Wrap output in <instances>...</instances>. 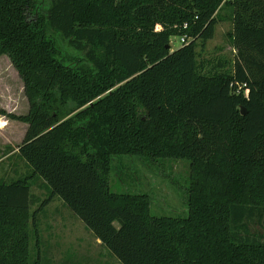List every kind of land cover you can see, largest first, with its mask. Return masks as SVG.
<instances>
[{
  "label": "trees",
  "instance_id": "obj_1",
  "mask_svg": "<svg viewBox=\"0 0 264 264\" xmlns=\"http://www.w3.org/2000/svg\"><path fill=\"white\" fill-rule=\"evenodd\" d=\"M223 20L230 68L197 59ZM1 57L30 173L0 182V264H49L29 250L37 182L119 264H264V0H0ZM118 157L188 162L185 216L111 192Z\"/></svg>",
  "mask_w": 264,
  "mask_h": 264
},
{
  "label": "rangeland",
  "instance_id": "obj_2",
  "mask_svg": "<svg viewBox=\"0 0 264 264\" xmlns=\"http://www.w3.org/2000/svg\"><path fill=\"white\" fill-rule=\"evenodd\" d=\"M225 15L223 12L222 16ZM231 30L228 20L217 22L212 39L203 43L197 41V54H201L197 59L226 61L230 68L235 56L229 38ZM170 45L171 52L180 49L181 39L171 38ZM0 109L15 116L28 112L23 83L6 57L0 58ZM2 119H6L8 127ZM26 127V124L8 122L6 117L0 116V128L4 131V135L0 134V182L8 183L30 173L16 154ZM189 175V165L184 160L118 157L111 161L109 187L113 193L146 196L154 217L177 218L186 213L185 183ZM39 184L31 188L33 199L29 214L35 216L27 225L32 236L29 244L32 258L47 260L49 264H119L61 200L54 198L42 206L47 195Z\"/></svg>",
  "mask_w": 264,
  "mask_h": 264
},
{
  "label": "crops",
  "instance_id": "obj_3",
  "mask_svg": "<svg viewBox=\"0 0 264 264\" xmlns=\"http://www.w3.org/2000/svg\"><path fill=\"white\" fill-rule=\"evenodd\" d=\"M2 120H4V123H6V126L5 127H8V123L6 122V119H2ZM7 121L9 122L10 120H8L7 119ZM12 122V121H11ZM11 125H9V127H10ZM27 126V125H26ZM3 128H0V134L1 135H4V131L2 130ZM26 130H27V127H26Z\"/></svg>",
  "mask_w": 264,
  "mask_h": 264
},
{
  "label": "built area",
  "instance_id": "obj_4",
  "mask_svg": "<svg viewBox=\"0 0 264 264\" xmlns=\"http://www.w3.org/2000/svg\"><path fill=\"white\" fill-rule=\"evenodd\" d=\"M184 40H185L184 38H183V39H181V43H182V44L184 43Z\"/></svg>",
  "mask_w": 264,
  "mask_h": 264
},
{
  "label": "water",
  "instance_id": "obj_5",
  "mask_svg": "<svg viewBox=\"0 0 264 264\" xmlns=\"http://www.w3.org/2000/svg\"><path fill=\"white\" fill-rule=\"evenodd\" d=\"M241 112H242V115H244V114H245V111H244V110H242Z\"/></svg>",
  "mask_w": 264,
  "mask_h": 264
}]
</instances>
